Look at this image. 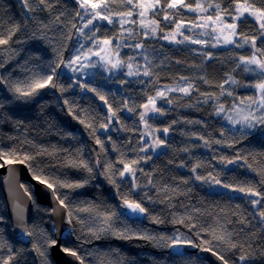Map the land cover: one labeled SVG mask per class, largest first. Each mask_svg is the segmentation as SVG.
Listing matches in <instances>:
<instances>
[{"label": "trees", "instance_id": "obj_1", "mask_svg": "<svg viewBox=\"0 0 264 264\" xmlns=\"http://www.w3.org/2000/svg\"><path fill=\"white\" fill-rule=\"evenodd\" d=\"M47 3L52 7L38 5L34 0H29L27 6L24 0H0V36L7 38L9 31L18 26L9 43L0 45V60L6 61L4 67L0 68V75L8 73L12 80H24L32 72L47 71V65L58 59V53H62L65 61L73 56L80 35L89 45L93 44V40L88 38L92 34L87 28L83 34L78 31L82 21L75 15L80 9L74 0H47ZM109 3L113 11L123 10L119 7L120 0H115V4L109 0ZM29 7L33 10L29 11ZM222 7H227V0H223ZM57 16L60 17L59 21L56 20ZM196 17L197 13L184 10L179 18L193 23ZM225 18L231 23L229 17ZM158 19L161 21L160 28L165 32L173 30L172 25L164 28L165 22ZM97 23L100 28L96 37L97 33L108 34L112 38L120 35V27L108 26L106 21ZM45 24L47 28L43 27ZM107 26L110 29L108 32ZM128 27L130 25H125V28ZM131 27L139 28L137 25ZM255 29L256 25L249 20L238 24L237 31L250 36ZM124 37H127L125 42L129 41V45L133 46L125 47L124 54L127 56L124 62H132L133 70L139 66L140 76H128L126 67L110 75L96 69V76L85 83L89 92L84 94L83 88L74 85L73 77L61 65L54 82L66 89L63 92L59 88L48 87L39 90L31 99L17 100L11 92L0 91V103L4 105L0 108V149H15L33 155L40 149H47L54 154L36 156L31 161L32 166L42 168L48 176L66 182L89 180L90 174L85 170L67 164L68 159L76 157L78 150L82 151V158L90 163L99 155L102 164L105 160L112 161L116 168L122 167L118 163L121 158L130 161L150 157L133 167L151 174L152 185L143 187L148 177L137 170V182L141 188L132 192L130 198L141 200L147 192L155 202L143 200L144 207L152 216L164 222L154 223L149 217L142 223L120 216V220L116 221L117 228L126 225L135 231L161 235H172L179 229L197 243L201 239L211 241L213 250L222 254L228 264H242L239 259L241 255L247 257L243 264H264V223L259 216V212L264 211V200L259 205H253L251 200L261 197L234 190L253 187L264 196V125L258 124L256 128L243 132L240 128L233 130L221 116L215 114L217 100L214 98L219 97V103L228 109L234 97L255 94L254 89L245 85L256 82L257 74L245 72L243 65L237 67L238 57L249 56L251 49L247 45L243 48L218 46L213 36L209 35L207 44L202 46L171 44L157 37L144 39L145 48L137 49L134 45L143 39L138 30L131 38H128L127 32ZM116 40H113L114 44L119 41ZM213 44L216 46L213 47ZM257 44L259 46L260 42L257 41ZM205 53H211L212 58H207ZM145 56L153 73L148 77L142 75ZM129 57L133 58L132 61H129ZM201 77L208 82L205 83ZM229 77H234L239 83H225ZM188 82L194 85L190 95L179 91L169 92L158 100L159 108H163L165 114L146 118L152 126L151 130L161 129L154 131L153 137L165 140V144L149 148L146 153L139 152L141 140L147 146L142 137L145 128L139 119V113L143 111L140 105L147 102L148 96H155L162 86H186ZM221 84L224 85L223 95L219 87ZM97 92L105 97L113 110L120 109L116 111L119 119L114 117L107 130L98 128L99 124L107 122L108 111L103 107L105 101L100 99ZM227 92L233 95L228 96ZM65 99L69 101L68 105L63 103ZM168 100L172 103H166ZM124 101H127L128 108L134 109L132 112L127 111ZM70 106L73 108L72 114L68 112ZM76 117L84 118L86 123L92 122L98 128L95 135H90V130ZM165 127L169 128L166 134L162 131ZM69 133L71 136L67 135ZM96 136L104 142L106 151L102 152L100 145L96 144ZM200 136L209 141V146H204ZM215 140L222 143L217 144ZM113 142L116 148H113ZM238 157H247V161ZM228 160L234 162L228 163ZM197 164L201 166L193 173L191 169ZM100 171L102 168L94 169L92 178L84 187L57 188L61 198L67 196L65 204L69 205L68 211L72 210L73 213L72 226L62 236L64 247L84 256L85 264H209L199 253L172 255L169 249L158 247L149 240L123 239L107 233H101L99 239L92 237L87 225L95 222L97 213L105 209H112L118 215L121 213V199L114 186L99 174ZM195 175L206 180H196ZM212 177L221 183H212ZM224 184L232 187L225 188ZM216 185L220 188H214ZM24 187L34 201L28 226L34 232L31 244L25 245L14 239L6 201L0 189V217H3L0 222V258L7 259L12 255L9 264H57L51 256V248L46 251V261L33 248L34 244H41L47 237L55 239L54 229L50 208L36 202L30 183L24 182ZM120 190L129 191L127 180L120 184ZM181 216L185 217L186 223L190 216L197 228L202 226L207 231L196 237V229L190 231L183 225L171 222L174 217ZM78 220H83L84 224ZM213 232L215 236L223 235L226 239L230 234L231 242L236 243L237 247L230 248L228 243L214 239Z\"/></svg>", "mask_w": 264, "mask_h": 264}, {"label": "snow or ice", "instance_id": "obj_2", "mask_svg": "<svg viewBox=\"0 0 264 264\" xmlns=\"http://www.w3.org/2000/svg\"><path fill=\"white\" fill-rule=\"evenodd\" d=\"M74 2L80 9V11H77L75 15L79 17L81 21H84L85 18H87L86 23H83L82 27H80L78 31L83 34L84 29L88 28L89 25H92V28L90 29L92 35L88 37L89 39L93 40L92 47L84 50V45L81 44L78 48H76L75 55L71 56L67 61L62 58V53H58V59L47 65V71L32 72L31 75L24 80H12L10 79L8 73L0 75V85H4L6 90L11 92L17 100L31 99L39 93V90L48 87L59 88L61 92L65 91L66 89L62 85L54 82V78L57 77V72L61 65H63L65 69L76 73L77 71L83 72L85 68L95 67L96 63L103 62V66L110 65L112 69L126 67L128 76H140L141 72L139 66H137L136 70H133L132 62L125 63L119 58L122 47H133L132 45L126 44L124 37V33L127 32L129 34L128 38H131V34L133 32L131 25H138L142 29L141 35L143 39L134 45V48L137 49L145 48L143 43L144 39H155L157 37L159 39L175 43H185L186 41H191L192 43L197 44H207V41L204 40H193L190 36L184 35V32L186 30L191 31L194 28H202L206 30L211 28L210 32H201L199 35L212 36L215 33L216 35L213 36V39H215L217 43H219L221 41V37H223V44L225 45H233L237 48H243L247 45L251 49V54L249 56L238 57L237 67L243 65V70L245 72L256 73L258 77L256 82L245 85L246 87H251L254 89L255 94L247 97H234L231 102V106L228 109L225 108L224 104L219 103V97H214L217 100L215 114L217 116H221L222 119L231 124L233 126V130H235L236 125H240L241 132H243L244 129H252L258 124L264 125V0H227V7H222L223 0H220V2H215V0H206L204 3H202L201 0H191V2H187V0H120L119 7L123 9L120 11H113L109 0H74ZM28 3L29 0H24V4L26 6ZM34 3L38 5H44L47 8L52 7L51 4L47 3V0H34ZM112 3L115 4V0H112ZM32 10L33 9L29 7V11ZM184 10L197 13L196 22L191 23L190 25H185L184 21L179 18L183 14ZM60 15H63V13ZM226 16L231 19V23L227 22L225 18ZM158 18H161L165 22L164 28L172 25L173 30L170 32H165L163 28H160L161 21ZM59 19L60 17L57 16L56 20L59 21ZM249 20H252L256 25L255 33L249 36L242 31L238 32V24L247 23ZM94 21H106L109 25L114 23L118 24L121 29L120 35L113 38H97L96 32L99 31V28L96 26V24H94ZM125 25H130V27L125 28ZM72 26L74 28L76 27L75 24ZM43 27L47 28V25L45 24ZM16 30H18V26L9 31L7 38L0 36V45H7L11 39V36L15 34ZM177 35L183 36V39L176 40ZM40 38L43 39V37ZM113 39H117L119 42L113 45ZM257 41L260 42L259 46ZM212 46L215 47L216 45L213 44ZM93 49L96 50L93 51ZM89 53L91 55H89ZM101 53H103V55H101ZM92 55L98 58L96 62L92 61ZM205 56L209 59L212 58L211 53H205ZM128 59L129 61H132L133 58L129 57ZM144 59L146 64L144 65L142 75L144 77H148L153 75V73L150 68L148 57L145 56ZM5 63V60H0V68L4 67ZM77 63H79V66L74 67L73 65H76ZM181 79L185 81L188 80L187 77H181ZM201 79L204 78L201 77ZM229 81L234 85L239 83L234 77H229L225 83H228ZM204 82L207 83L208 81L204 79ZM80 87L83 88L86 87V85L81 84ZM219 87L221 89V94L223 95L224 85L221 84ZM193 89L194 85L191 82H188L186 86L177 85L176 87H167L165 90H157L155 96H148L147 102L143 105H140V107L143 108V111L139 113V119L144 124L145 128L144 133H142V137L152 136L154 131H161V129L151 130L152 126L146 119L149 113L154 115L165 114V110L163 108H158L156 106L157 98L164 97L165 91H179L185 95H190L191 90ZM91 91L95 92L96 89H91ZM97 95L100 96L101 100L105 101V104L108 107V115L106 117L107 122L99 124L98 128L107 130L114 117L117 120L119 119V117L116 116V111L120 109L113 110L112 106L108 104L103 95H100L99 92H97ZM202 95L205 94L202 93ZM227 95L232 96L233 94L232 92H227ZM63 103L68 105L69 101L65 99ZM166 103L170 104L172 101L168 100ZM3 106L4 105L0 103V108H3ZM124 106L129 112L134 110L133 108L127 107V101H124ZM68 112L70 114L73 113V108L71 106L68 108ZM76 118L79 119V122L83 124L86 129L90 130V135H95V132L98 130V128L95 127L92 122L86 123L84 118ZM173 123H175V121H173ZM162 131L166 134L168 133L169 128L165 127L162 129ZM67 135L71 136V133ZM221 135H223V132H221ZM108 139L111 140V137H108ZM199 139L204 140V146H209V141L205 140L203 136H200ZM95 142L96 144L100 145L102 152L106 151L104 149V142L101 141L98 136L95 137ZM214 142L217 144L222 143L221 140H215ZM163 144H165V140H160L158 136L154 137L152 142L147 144V146H144V142L141 140L139 152L146 153L149 148L154 149L155 147H159ZM113 148H116L114 142ZM133 151H135V149H133ZM52 154L54 153L49 152L47 149H40L35 155L28 152H18L15 149L11 151H4L3 149H0V167L13 164H27L30 171L32 172L33 179L41 184H44L48 189H50L53 192L54 198L58 202V205L65 209L69 208V205L65 204L67 196L61 198L57 192V188L72 189L84 187V185L92 178L91 174L94 172V169L102 168V171H100L99 174L104 176L108 183L114 186L117 195L121 199V208L124 211H122L119 215L112 209H105L101 213H97L95 215V222L87 225L88 233L92 237L99 239L101 233H107L123 239L137 238L149 240L158 247L172 250V252L176 255H183L179 249L185 246L201 248L203 251H213L211 241L201 239L199 243H197L193 238L185 236L184 233L179 231V229H177L172 235H161L151 234L145 231H135L129 229L126 225L123 228H117L115 226L116 221L120 220V216H143L145 219L150 217L154 223L164 222L158 217L152 216L149 213L148 208L144 207L143 200L155 202L153 201L152 197L148 196L147 192L144 193L141 200L130 198V194L132 192L141 188V185L137 182V170H139L144 176L148 177L147 182L145 185H143V187L152 185L151 174L144 173L142 168L137 169L136 167H133L134 165H139L142 160L150 157H138L137 159H132L130 161H125L123 158H121L118 163L122 165V167L116 168L115 163L112 161L105 160L102 164L99 155H97L96 158L90 163L88 160L82 158V151L78 150L76 157L74 159H68L67 164L68 166L82 168L85 170L90 174L89 180L82 182H66L60 180L57 177L48 176L42 168H34L31 164V161L35 160L36 156L38 155ZM123 155L124 154L121 153V157H123ZM71 156L72 154L70 153L69 157ZM238 158L247 161V157ZM221 159L223 160L224 158ZM227 162L233 163L234 161L228 160ZM200 166L201 165L197 164L191 169V171L195 173L197 167ZM248 166L251 167V165ZM209 176H211V173H209ZM194 179L206 180L205 177L200 175H195ZM125 180L129 182V191L121 192L120 184L124 183ZM211 182L215 184L221 183V181L215 177H212ZM185 183H187V181H185ZM262 183H264V181H262ZM223 186L225 188L232 187L229 184H224ZM21 187L23 188L24 186L21 185ZM234 190L247 193L254 197H261V199L251 200L253 205H259L261 201L264 200V196H262V194L256 191L253 187H238ZM27 191L28 190L25 188V192ZM28 194L29 196L31 195L30 193ZM53 211H55V209ZM196 211L199 210L197 209ZM259 216L261 218V222L264 223V211H260ZM16 219L18 226L22 229L25 236L31 237L34 235V232L26 225L23 210L20 208L17 209ZM66 219L69 225L73 223L72 210H69L66 213ZM2 221L3 217H0V222ZM78 222L84 224L83 220H78ZM171 222L173 224L183 225L190 231L192 229H196V237H200L202 232L207 231V229L203 228L202 226L197 228V225L192 222V218L190 216L188 217V223L185 222V217L183 216L179 218L174 217ZM213 238L228 243L230 248L237 247L236 243L231 242L230 234L226 239L223 235L215 236L213 232ZM57 243L58 242L56 239L47 237L41 244H34L33 248L39 253L41 257H44L46 261L47 249L55 247ZM203 245L209 246L203 247ZM9 251H11V249H9ZM61 251L76 257V259L79 261V264H85V257L81 256L76 250L64 247L62 245ZM213 254L216 255L220 261H222V264H228V261L222 254L219 252H213ZM246 258L247 257L245 255L240 256L239 259L242 264ZM12 259V255H9L7 259L0 258V264H9Z\"/></svg>", "mask_w": 264, "mask_h": 264}, {"label": "water", "instance_id": "obj_3", "mask_svg": "<svg viewBox=\"0 0 264 264\" xmlns=\"http://www.w3.org/2000/svg\"><path fill=\"white\" fill-rule=\"evenodd\" d=\"M213 35H216L215 33ZM103 55V53H101ZM96 57V56H95ZM97 58V57H96ZM108 68H111L110 65H107ZM6 88L4 85H0V91H5ZM84 94L89 91L86 88H83ZM103 107L108 111L107 105L104 103ZM24 182H28L33 187V195L38 204H42L48 206L51 210L50 217L53 224L54 236L57 240V245L51 248V256L53 260L57 264H79V261L76 257L68 255L61 251L62 246V236L63 234L70 230L71 225L67 223L66 213L68 209L62 208L58 205V202L55 200L53 192L48 189L44 184L39 183L35 179H33V175L31 174L29 167L27 164H13V165H5L4 167H0V189L4 195L7 212L9 216L10 223L12 225V231L14 239L22 244L30 245L32 238L27 237L23 234L22 229L18 226V222L16 219L17 209L20 208L23 210L25 223L29 226V221L32 217L33 209H34V201L32 195L29 196V191L25 192ZM31 194V193H30ZM55 209V211H53ZM120 211H124L120 206ZM127 219L137 222L144 223L146 219L136 216H125ZM183 255H190L194 253H199V255L207 261L209 264H222V261L218 259L213 252L203 251L200 248H193L191 246H185L179 249ZM169 252L172 255H176L169 249ZM33 255L34 251L31 250Z\"/></svg>", "mask_w": 264, "mask_h": 264}, {"label": "rangeland", "instance_id": "obj_4", "mask_svg": "<svg viewBox=\"0 0 264 264\" xmlns=\"http://www.w3.org/2000/svg\"><path fill=\"white\" fill-rule=\"evenodd\" d=\"M86 20H87V18H85V20L84 21H82L81 23H82V25H83V23H86ZM97 22H102V21H94V24H96V26L98 27V28H100L99 27V23H97ZM184 23H185V25H190L192 22H187V21H184ZM194 23V22H193ZM111 25H113V26H115V27H119V25L118 24H111ZM108 26H110L109 24H108ZM106 27L107 28V32L110 30L109 29V27ZM138 26V25H137ZM139 27V26H138ZM92 28V25H89V27L87 28L88 30H89V33H91V31H90V29ZM133 28H135V27H133ZM210 29L211 28H209V29H202V28H194V29H192L191 31H185L184 32V35H187V36H190L193 40H195V39H200V40H204V41H208V35H204V36H200L199 34L201 33V32H210ZM135 30H138V32H140V33H142V29L139 27L138 29H136L135 28ZM135 30H133V32H132V34L131 35H134V32H135ZM92 34V33H91ZM97 38H100V39H104V38H112V37H108V34L106 35V36H104L103 34H98L97 33ZM212 36H214V35H212ZM80 38H78V44H77V46L75 47V49H74V52H73V55H75V50H76V48H78L81 44H83L84 45V50H87L88 48H91L92 47V45L93 44H91V45H89V43L88 42H85L84 40H83V37H82V35H80L79 36ZM213 38V37H212ZM127 39V37H125V40ZM183 39V36H180V35H177L176 36V40H182ZM113 40H116V39H113ZM117 41V40H116ZM167 43H171V44H183V43H175V42H169V41H167V40H165ZM213 41L215 42V44L216 45H218V46H221V45H225V44H223V37H221V41L219 42V43H217V41L215 40V39H213ZM119 41H117L116 43H118ZM115 43V44H116ZM126 43H128V45L131 43V42H126ZM186 44H195V45H204V43H200V44H197V43H192L191 41H186L185 42ZM114 43H113V45H115ZM96 49H93V51H95ZM125 53V47H122V49H121V51H120V54H119V58L122 60V58H123V61L126 59V56L127 55H125L124 54ZM89 55H91L90 53H89ZM82 59H83V57H82ZM91 59H92V61L93 62H96L97 61V59L98 58H96L94 55H92L91 56ZM74 67H78L79 66V63H77L76 65H73ZM255 67V66H254ZM96 69H100L98 72H105V73H107V74H111V72H115V71H117V69H112V68H108L107 66H103V62H100V63H96V66L95 67H88V68H85L84 69V71L83 72H80V71H77L76 73H73V72H71L70 70H68V69H65L64 67H63V70L65 71V72H67L68 74H70L72 77H73V80H74V85H77L78 87H80V85L81 84H84V85H86L85 83H86V81L87 80H90V79H93L95 76H96V73L97 72H95V70ZM167 87H171V86H162V87H160L158 90H165ZM82 88V87H81ZM83 88H86V87H83ZM169 92H167V91H165V95L166 94H168ZM161 98V97H160ZM160 98H157L156 99V106L159 108V105H158V100L160 99ZM151 115H154V114H152V113H149L148 114V116L147 117H149V116H151ZM158 115V114H157ZM157 115H154V116H157ZM146 117V118H147ZM225 122L231 127V128H233V126L231 125V124H229L226 120H225ZM235 128H241V126L240 125H236L235 126ZM254 128H256V127H254ZM253 129V128H252ZM244 130H250V129H244ZM154 135H152V136H144V141H145V143L146 144H148V143H151L152 142V140L154 139V137H153ZM214 188H217V189H219L220 188V186L219 185H216Z\"/></svg>", "mask_w": 264, "mask_h": 264}, {"label": "bare ground", "instance_id": "obj_5", "mask_svg": "<svg viewBox=\"0 0 264 264\" xmlns=\"http://www.w3.org/2000/svg\"><path fill=\"white\" fill-rule=\"evenodd\" d=\"M210 31H211V29H210Z\"/></svg>", "mask_w": 264, "mask_h": 264}]
</instances>
